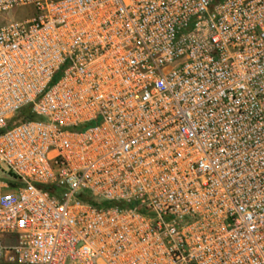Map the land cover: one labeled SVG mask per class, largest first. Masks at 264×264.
Segmentation results:
<instances>
[{
  "label": "built area",
  "instance_id": "built-area-1",
  "mask_svg": "<svg viewBox=\"0 0 264 264\" xmlns=\"http://www.w3.org/2000/svg\"><path fill=\"white\" fill-rule=\"evenodd\" d=\"M18 7L0 259L264 264V0H0Z\"/></svg>",
  "mask_w": 264,
  "mask_h": 264
},
{
  "label": "rangeland",
  "instance_id": "rangeland-1",
  "mask_svg": "<svg viewBox=\"0 0 264 264\" xmlns=\"http://www.w3.org/2000/svg\"><path fill=\"white\" fill-rule=\"evenodd\" d=\"M28 13H29L28 7H18L13 10L4 12L0 14V24L12 19L24 18ZM0 264H11V263L5 262L3 259H0Z\"/></svg>",
  "mask_w": 264,
  "mask_h": 264
},
{
  "label": "trees",
  "instance_id": "trees-1",
  "mask_svg": "<svg viewBox=\"0 0 264 264\" xmlns=\"http://www.w3.org/2000/svg\"><path fill=\"white\" fill-rule=\"evenodd\" d=\"M32 115H30L29 113H28V109H23L21 112H20V114L18 115V117L17 118H26V117H31ZM45 188H50V187H48V186H44ZM83 199H85V200H88V198H86V197H83ZM103 204H109V203H106V202H104Z\"/></svg>",
  "mask_w": 264,
  "mask_h": 264
}]
</instances>
